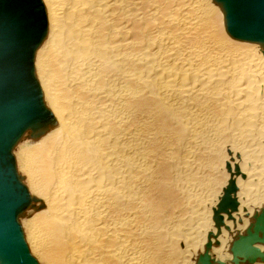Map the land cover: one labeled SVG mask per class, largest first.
I'll return each mask as SVG.
<instances>
[{"label":"bare ground","instance_id":"1","mask_svg":"<svg viewBox=\"0 0 264 264\" xmlns=\"http://www.w3.org/2000/svg\"><path fill=\"white\" fill-rule=\"evenodd\" d=\"M34 4L11 152L36 263L264 264V43L217 0Z\"/></svg>","mask_w":264,"mask_h":264},{"label":"water","instance_id":"2","mask_svg":"<svg viewBox=\"0 0 264 264\" xmlns=\"http://www.w3.org/2000/svg\"><path fill=\"white\" fill-rule=\"evenodd\" d=\"M217 1L229 34L264 43V0ZM34 5V0H0V264H37L17 221L30 197L11 153L25 128L38 121L42 103L29 63L39 40L29 36L27 8Z\"/></svg>","mask_w":264,"mask_h":264},{"label":"rangeland","instance_id":"3","mask_svg":"<svg viewBox=\"0 0 264 264\" xmlns=\"http://www.w3.org/2000/svg\"><path fill=\"white\" fill-rule=\"evenodd\" d=\"M18 144H19V143H18ZM18 144H17V146H16L15 149H14V153L17 151ZM11 151H12V150H11ZM11 153H12V152H11ZM16 172H17V171H16ZM18 172H19V171H18ZM22 183H23V182H22ZM23 210H25V208H24ZM23 210H22V211H23ZM22 211H21V212H22ZM21 212L18 214V217H17L18 219H17V221H18V223H19V225H20V228H21V231H22V228H23V227H21V222H20V219L22 220V216H21L22 214H21ZM38 262H39V261H38ZM39 263H40V262H39ZM40 264H41V263H40Z\"/></svg>","mask_w":264,"mask_h":264}]
</instances>
